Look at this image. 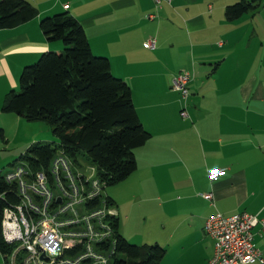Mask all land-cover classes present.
Returning <instances> with one entry per match:
<instances>
[{"label": "crops", "instance_id": "1", "mask_svg": "<svg viewBox=\"0 0 264 264\" xmlns=\"http://www.w3.org/2000/svg\"><path fill=\"white\" fill-rule=\"evenodd\" d=\"M24 1L38 16L0 30V117L22 69L42 53L60 49L46 42L40 20L62 13L73 17L92 54L107 58L111 73L130 87L140 123L151 135L134 150L137 168L129 183L111 194L123 238L158 245L164 251L159 264H207L213 254V242L203 230L208 217L247 213L264 220V0L257 12L232 22L225 20V8L239 0ZM151 39L155 48H144ZM180 54L184 61L173 69V57ZM183 71L193 74L186 102L171 88V80ZM137 85L153 97L150 104L142 106ZM0 138L5 140L3 130ZM147 168L171 176L167 204L188 209L169 213L165 235L146 238L137 233L123 202L126 194L129 200L135 196L129 180ZM212 169L225 172L211 181ZM181 173L186 178L179 179ZM198 193L211 194L212 201ZM256 233L253 243L264 261V231Z\"/></svg>", "mask_w": 264, "mask_h": 264}, {"label": "trees", "instance_id": "2", "mask_svg": "<svg viewBox=\"0 0 264 264\" xmlns=\"http://www.w3.org/2000/svg\"><path fill=\"white\" fill-rule=\"evenodd\" d=\"M261 2L239 0L225 8V20L255 13ZM37 16V10L24 0H0V30ZM39 28L47 43H58L62 50L44 52L34 64L25 66L19 76V93L10 91L1 111L28 123L47 124L56 141L32 144L17 162L32 172L47 170L54 156L62 153L75 163L95 168L96 178L106 188L123 182L137 168L134 150L151 138L137 116L130 87L111 73L107 58L92 54L84 30L67 13L42 18ZM8 187L0 172V196L14 203L15 193ZM6 202L0 201V221ZM112 222L115 243L109 264H159L164 251L158 245H133L118 233L117 218ZM10 249L0 231L4 264H11Z\"/></svg>", "mask_w": 264, "mask_h": 264}, {"label": "built area", "instance_id": "3", "mask_svg": "<svg viewBox=\"0 0 264 264\" xmlns=\"http://www.w3.org/2000/svg\"><path fill=\"white\" fill-rule=\"evenodd\" d=\"M159 3V0H154ZM169 2V0H166ZM153 19V16H148ZM144 48H155L147 40ZM191 76L179 73L172 89L186 102ZM182 118L187 115L180 113ZM225 170L208 172L216 181ZM15 193L14 203L3 208L0 231L5 243L13 246L11 264H109L114 253L115 233L112 220L115 207L105 195L106 186L96 178L95 168L75 163L62 153L51 160L47 170L30 171L23 164L3 176ZM212 201L211 194L200 195ZM24 216L34 219V235H26ZM264 231V220L255 215L214 214L204 223V233L213 242L207 264H264L253 243V230Z\"/></svg>", "mask_w": 264, "mask_h": 264}, {"label": "rangeland", "instance_id": "4", "mask_svg": "<svg viewBox=\"0 0 264 264\" xmlns=\"http://www.w3.org/2000/svg\"><path fill=\"white\" fill-rule=\"evenodd\" d=\"M61 50L62 48L60 47V49H52L50 51L60 52ZM179 51L181 52V50ZM183 61L182 54L173 57V69H177ZM180 73H188L191 76L190 81L193 79V74L190 72L183 71ZM146 86L149 88L152 84L146 83ZM19 90L18 84L17 87L11 91L19 93ZM173 91L178 93L175 90ZM136 92L142 106H146L152 102L153 97L150 94L143 95L142 89L138 85L136 86ZM178 95L180 96L179 93ZM7 119H10V122L5 125ZM1 123H4V127H0V130H3L5 137L4 141L0 138V172L2 176L13 170L11 166L12 163H14L15 166L19 165V162H17L19 156L32 144L52 143L56 141L52 137L49 126L42 122L28 123L17 118L14 114H4L0 117V124ZM44 170L46 171V169ZM178 178L184 179L186 176L181 173ZM129 181L133 187L130 193L135 196L134 199L129 200L126 194L123 207L126 209L128 216L132 215V223L139 235H144L146 238L149 235H165L166 226L168 225V216L170 214V216H172L173 211L176 212L188 209L187 205L175 203L174 205L167 204L168 200H170L171 192L173 191L172 177L166 174H160L157 169L147 168L134 177L132 176V179ZM126 183L129 182H126L125 179V181L119 184L110 185L105 189V195L113 200L111 194L114 191L118 192L115 187L120 184H122V186L127 185ZM180 194L183 195V193ZM198 195H201V193H198ZM24 224L26 225V235H34V219L28 216V219L25 218ZM163 225L165 226L164 228L162 227ZM256 231H258V229L253 230V235H258ZM131 244L135 245L134 243ZM144 245L151 246L152 242L140 243L139 246Z\"/></svg>", "mask_w": 264, "mask_h": 264}, {"label": "bare ground", "instance_id": "5", "mask_svg": "<svg viewBox=\"0 0 264 264\" xmlns=\"http://www.w3.org/2000/svg\"><path fill=\"white\" fill-rule=\"evenodd\" d=\"M25 218L28 219V217H27V216H24V222H25ZM112 229H113V227H112ZM113 230H114V229H113ZM6 244H7V243H6ZM7 245L10 246L9 244H7ZM10 248H11L10 250H11V252H12L13 246H10ZM11 252H10V254H11Z\"/></svg>", "mask_w": 264, "mask_h": 264}]
</instances>
